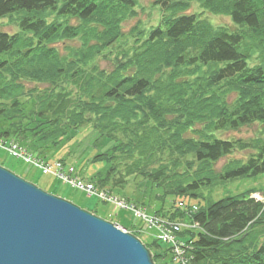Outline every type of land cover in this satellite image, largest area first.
<instances>
[{
	"label": "trees",
	"instance_id": "1",
	"mask_svg": "<svg viewBox=\"0 0 264 264\" xmlns=\"http://www.w3.org/2000/svg\"><path fill=\"white\" fill-rule=\"evenodd\" d=\"M136 1L0 0V21L20 15L17 31L0 30V116L8 122L0 137L20 142L24 131L26 140L58 147L68 132L91 127L111 140L104 156L115 186L149 180L165 201L157 215L197 225L180 230L189 264H264V198L252 197L253 188L218 200L210 193L264 173V61L249 64L246 40L248 31L264 43V0H197L241 32L183 12L191 0H156L168 12L163 21L111 70L99 68L93 59L119 41V18ZM99 17L102 30L64 22ZM254 123L263 125L254 139L215 134ZM244 150H252L246 160L216 170ZM145 245L154 261L168 256L156 239Z\"/></svg>",
	"mask_w": 264,
	"mask_h": 264
},
{
	"label": "rangeland",
	"instance_id": "2",
	"mask_svg": "<svg viewBox=\"0 0 264 264\" xmlns=\"http://www.w3.org/2000/svg\"><path fill=\"white\" fill-rule=\"evenodd\" d=\"M183 12L197 14L200 18L208 21L214 28L224 27L229 31H243L242 27L234 24L229 15L211 12L208 9L203 8L197 0L188 1ZM167 14L168 12H165L162 6L156 3V0H137L133 6L124 9L123 14H121L119 18V27L121 31L119 41L108 47L102 55L95 57L93 62H95L101 69L111 70L115 59L117 57L120 59L124 58L126 53L133 51L131 47L136 46V39H138L139 42L149 30L160 24ZM43 16L50 19L54 17V13L46 12ZM19 17V14L4 17L0 21V30L8 32L17 31ZM104 17L107 18L106 16ZM102 21L101 17H99L97 22H88L84 25L78 18L64 19V22L76 25V27L82 26L83 28L88 29L90 27L89 25H95L100 30L105 27V23ZM246 34V40L251 47L249 64H262L264 61V43L263 45L260 44V42L256 40V37L251 35L248 31ZM68 42L73 46L79 44V40ZM122 47L125 48L121 49ZM28 84L32 86V83ZM231 99H233V96ZM31 107L32 102H29V105L26 107V114L30 113L28 111ZM7 125V120L0 116V133L6 129ZM262 128V124L254 123L252 125L243 126L239 130H220L216 131L215 134L224 139L242 138L244 140H249L259 137ZM24 133V131H20L21 135L18 136L20 142L18 143L33 155L47 161L60 160L67 165L74 166L79 172L81 178L86 181H93L95 183L94 185L100 190H106L115 196L127 199L130 203H134L138 208H142L149 217L154 216L160 220H166L169 224H181V230L183 228L192 229L197 227V225L191 221H174L157 215V211L162 208L165 201L164 199L159 198L162 194L161 188L157 187L149 180L142 179V177L139 176H131L123 185L115 186L113 184V179L108 177L111 163L104 156L108 153L107 150L111 145V140L107 137L99 136L95 129L84 127L70 131L65 137L60 138L58 147H53L51 142L35 141L32 139L26 140ZM3 139L5 138L3 137ZM10 141L11 139H8L7 143ZM250 153H252V150L236 151L218 161L215 168L217 171H220L231 159L246 160ZM0 165L11 170L27 181L36 184L48 193L91 210L103 219L118 223L122 227L129 228V232L132 231L131 233L140 238L144 244L150 243L156 239L160 243V251H166L168 253H166L168 256H166L165 260L161 263L176 264V262H178L174 258L175 253L173 252L171 242H164L162 241V238H160L161 232L157 228L159 225L157 224V227L145 226L144 221L136 218L131 209H117L111 203H106L96 196H89L86 192L80 189H76L69 184L61 183L56 177L42 172V170L30 165L21 158L11 156L5 148L1 147ZM99 185H102L103 187ZM252 188L256 189V191H252L251 196L262 200V198H264V173L255 178H243L229 181L223 186L213 188L210 193L213 200H218L229 195H237L247 192ZM191 203H197L198 205L205 204L203 200L199 201L197 199H192ZM167 205L168 203L166 204V207ZM174 235L180 240V231L174 233ZM159 261L160 260L154 262L155 264H161Z\"/></svg>",
	"mask_w": 264,
	"mask_h": 264
},
{
	"label": "water",
	"instance_id": "3",
	"mask_svg": "<svg viewBox=\"0 0 264 264\" xmlns=\"http://www.w3.org/2000/svg\"><path fill=\"white\" fill-rule=\"evenodd\" d=\"M0 264H155L140 238L0 165Z\"/></svg>",
	"mask_w": 264,
	"mask_h": 264
},
{
	"label": "built area",
	"instance_id": "4",
	"mask_svg": "<svg viewBox=\"0 0 264 264\" xmlns=\"http://www.w3.org/2000/svg\"><path fill=\"white\" fill-rule=\"evenodd\" d=\"M0 147L5 148L11 156L21 158L30 165L42 170V172L56 177L61 183L69 184L76 189H80L89 196H96L106 203H111L117 209H131L136 218L144 221L145 226L157 227L156 225L158 224L159 227L157 228L161 232L160 238L164 242H171L173 252L175 253L174 258L178 261L177 263L189 264V261L185 257V244L174 235V233L181 230V224H169L166 220H160L154 216L149 217L142 208H138L134 203H130L127 199L115 196L106 190H100L94 183L81 178L74 166L67 165L60 160L47 161L39 158L20 146L16 141L12 140L7 143L5 139L0 137Z\"/></svg>",
	"mask_w": 264,
	"mask_h": 264
}]
</instances>
